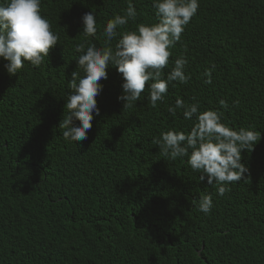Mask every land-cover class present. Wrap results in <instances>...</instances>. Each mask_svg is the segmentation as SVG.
Returning <instances> with one entry per match:
<instances>
[{
	"label": "trees",
	"instance_id": "trees-1",
	"mask_svg": "<svg viewBox=\"0 0 264 264\" xmlns=\"http://www.w3.org/2000/svg\"><path fill=\"white\" fill-rule=\"evenodd\" d=\"M154 2L40 0L58 44L16 76L0 58V264H264V0H198L163 73L183 57L187 84L170 83L155 108L146 90L124 109V81L110 65L87 141L65 140L59 128L72 74L83 76L76 46L114 50L120 36L109 45L107 23L131 3L136 20L117 33L153 25ZM87 13L94 37L82 33ZM177 99L261 134L254 151L241 152L249 171L238 184L200 181L188 157L170 160L152 143L194 126L183 110L168 112ZM221 186L231 191L221 197ZM205 195L208 214L197 207Z\"/></svg>",
	"mask_w": 264,
	"mask_h": 264
},
{
	"label": "clouds",
	"instance_id": "clouds-1",
	"mask_svg": "<svg viewBox=\"0 0 264 264\" xmlns=\"http://www.w3.org/2000/svg\"><path fill=\"white\" fill-rule=\"evenodd\" d=\"M153 6L157 17V23L153 25L138 24L135 31L118 34V28H125L129 20H136L137 13L131 3L123 16L116 15L107 23L104 36L109 45L120 36L114 50L110 46L103 49H97L95 45L76 46L75 51L83 53L77 60V69L82 70L83 76L78 71L73 72L69 82L72 94L66 97L68 115H64L59 125L60 129H65V140L77 144L87 141L93 114H100L95 101L103 90L100 85L108 78L110 65L124 81V95L118 98L126 102L124 109L133 107L146 90L150 105L155 108L158 102H163L170 83H188L185 75L187 60L183 57L175 61L166 79L163 73L172 55L170 49L180 41L185 27L198 11V0H155ZM82 20L83 35L94 37L97 32L95 15L87 13ZM58 41L59 36L52 33L50 22L41 15L40 0H7L0 5V58L8 62L6 67L10 76H16L25 62L39 67ZM205 75L210 77L211 73ZM205 82L210 84L211 79ZM220 105L225 109L228 107L224 101ZM177 109L183 110L185 120L195 117L196 122L187 134L167 131L161 134V139L153 140L160 154L173 161L188 157L191 170L200 173V181L207 177L209 185L238 184L244 179L249 170L241 163V152L254 151L261 134L243 128L233 130L222 123L220 113L211 110L201 113L198 104H185L177 99L175 107H169L168 112L175 116ZM74 120L79 121V127L74 126ZM230 191L221 186L218 195L222 197ZM197 207L208 214L213 207L212 197L202 196Z\"/></svg>",
	"mask_w": 264,
	"mask_h": 264
}]
</instances>
